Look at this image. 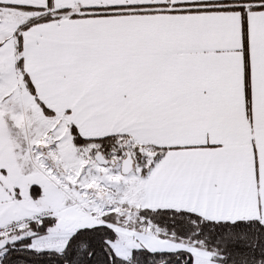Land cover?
<instances>
[{"label": "snow or ice", "instance_id": "6c2138e0", "mask_svg": "<svg viewBox=\"0 0 264 264\" xmlns=\"http://www.w3.org/2000/svg\"><path fill=\"white\" fill-rule=\"evenodd\" d=\"M0 264H264V0H0Z\"/></svg>", "mask_w": 264, "mask_h": 264}]
</instances>
